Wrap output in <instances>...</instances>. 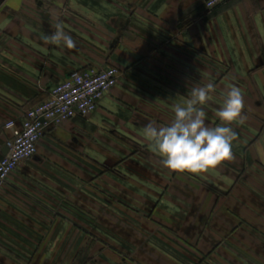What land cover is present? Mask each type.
I'll return each mask as SVG.
<instances>
[{"label": "crops", "instance_id": "obj_1", "mask_svg": "<svg viewBox=\"0 0 264 264\" xmlns=\"http://www.w3.org/2000/svg\"><path fill=\"white\" fill-rule=\"evenodd\" d=\"M0 0V155L9 119L71 72L124 71L46 131L0 188V264H264V0ZM61 23L75 47L47 42ZM206 123L243 95L232 158L169 170L144 129L206 83Z\"/></svg>", "mask_w": 264, "mask_h": 264}, {"label": "clouds", "instance_id": "obj_2", "mask_svg": "<svg viewBox=\"0 0 264 264\" xmlns=\"http://www.w3.org/2000/svg\"><path fill=\"white\" fill-rule=\"evenodd\" d=\"M44 39L69 49L75 47L73 37L61 23H57L54 33ZM214 88L211 82L193 87L189 99L174 105L169 123L157 125L149 121L145 126V136L152 142L163 166L169 170L196 173L215 168L232 158L235 132L230 125L241 118L243 95L238 87H231L216 113L221 123L210 126L206 123L207 113L203 106L209 102Z\"/></svg>", "mask_w": 264, "mask_h": 264}, {"label": "built area", "instance_id": "obj_3", "mask_svg": "<svg viewBox=\"0 0 264 264\" xmlns=\"http://www.w3.org/2000/svg\"><path fill=\"white\" fill-rule=\"evenodd\" d=\"M229 1L206 0L205 7L211 13ZM123 74L115 65L87 66L73 71L49 90L47 98L26 110L20 121L7 120L4 128L11 136L8 151L0 155V188L24 161L36 155L38 143L48 129L88 117Z\"/></svg>", "mask_w": 264, "mask_h": 264}, {"label": "water", "instance_id": "obj_4", "mask_svg": "<svg viewBox=\"0 0 264 264\" xmlns=\"http://www.w3.org/2000/svg\"><path fill=\"white\" fill-rule=\"evenodd\" d=\"M8 151V148H7V150H6V152ZM6 152H4L3 154H5Z\"/></svg>", "mask_w": 264, "mask_h": 264}]
</instances>
